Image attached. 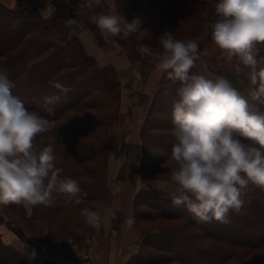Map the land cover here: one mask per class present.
<instances>
[{"label":"trees","instance_id":"1","mask_svg":"<svg viewBox=\"0 0 264 264\" xmlns=\"http://www.w3.org/2000/svg\"><path fill=\"white\" fill-rule=\"evenodd\" d=\"M16 1L11 8L0 0V70L15 84L13 95L29 110L52 122L51 130L38 136L36 143L41 147L48 143L54 146L61 178L79 182L81 202L59 195L50 207L29 210L15 204L0 205V210L14 223L10 230L21 240H11L0 231V264H59L48 255L56 252L51 248L70 239L80 243L81 249L86 235L94 229L85 222L80 210L97 211L111 199L107 159L115 141L112 127L122 116L119 80L122 68L117 62L121 63L123 57L117 48L108 52V59L89 54L80 33L87 28L98 45H104L103 33L97 25L85 23L65 2L51 3L54 13L43 15L38 8L28 6L27 1L32 0ZM70 1L78 7L86 0ZM216 2L102 0V10L105 14L114 10L128 22L139 20V30L129 37L138 55L135 63L147 65L155 61L142 55L140 48L158 50L159 37L165 31L172 32L177 39L196 40L200 53L202 43L210 38V28L206 26L216 19ZM69 19L78 22L71 31L65 26ZM114 38L123 42L122 35ZM261 57L264 47L257 59ZM258 67H264V60H260ZM239 68L238 71L235 61H221L219 65L212 62L202 72L196 62L192 72L213 80L223 77L242 93L240 78L244 77L248 84V69L243 65ZM158 80L141 125L133 131L129 143L131 148L139 146L135 164L139 179H164L170 183L174 166L171 149L177 142L172 134V112L181 83L160 72ZM51 81L60 82L72 91L60 93L51 87ZM47 94L60 96L58 103L49 106L51 112L42 100ZM258 107L264 111V105ZM245 199L248 202L240 213H230L229 223L198 222L183 206H173L165 192L136 189L129 217L135 218L133 229L138 232V251L125 264H264V190L254 188ZM39 238L47 242V247L30 244ZM97 239L100 246L103 240L100 236ZM22 242L30 244L33 251L24 248Z\"/></svg>","mask_w":264,"mask_h":264},{"label":"clouds","instance_id":"2","mask_svg":"<svg viewBox=\"0 0 264 264\" xmlns=\"http://www.w3.org/2000/svg\"><path fill=\"white\" fill-rule=\"evenodd\" d=\"M99 5L101 0H95ZM49 15L54 5H47ZM216 19L210 28L211 40L226 60L248 69L247 95L241 94L223 77L215 80L192 72L199 56L194 39H177L165 31L159 49L142 46V55L155 61V69L173 82L179 81V99L173 104L169 190L173 206H183L198 222L215 220L229 223L230 213H240L254 189L264 190V67H258L260 48L264 47V0H218ZM99 30L108 37L123 36L139 30L140 22H128L109 11L93 17ZM72 30L74 19L66 21ZM51 87L60 93L72 91L57 81ZM15 84L0 70V205H20L26 209L52 206L64 195L80 203L81 187L76 179L61 178L57 155L51 143L42 147L36 138L52 128V122L13 95ZM45 108L60 101V96L42 97ZM83 195L86 196V193ZM115 216L111 208L105 209ZM85 222L101 225V215L89 208L80 210ZM131 230L135 218L125 220Z\"/></svg>","mask_w":264,"mask_h":264},{"label":"rangeland","instance_id":"3","mask_svg":"<svg viewBox=\"0 0 264 264\" xmlns=\"http://www.w3.org/2000/svg\"><path fill=\"white\" fill-rule=\"evenodd\" d=\"M56 1L57 0H32L27 1V4L30 8H38L41 14L47 15L49 14L47 11V5L53 2L55 4ZM16 2V0H5V3L7 5L10 4L11 8L16 6ZM61 2L68 4L75 13L79 14L83 18L85 23H90V25L94 27H96V24L93 22V17L104 12V10H102V0L99 5L95 3V0H86L83 6L78 7H75L70 0H61ZM95 10L98 11L97 14L94 13ZM209 36L210 38L206 42L202 43V53H199L198 59L196 60V62L199 63V67L201 68L202 72H206V66L210 65L212 62H215L218 65L221 64V61L228 63L224 54L212 42L210 30H208V37ZM79 37L89 54H93L104 59L109 57L107 54L108 52L113 51L111 50L112 48H117L120 55L123 57L121 58V63L120 61L117 62L118 67L122 68V72L119 75V80L121 83L120 111L122 116L120 117L118 123L112 127V134L115 136V141L107 159V164L109 167L107 175L110 181L111 199H108L105 204H102L100 208L97 209V212H99L101 215V225L98 229L94 228L92 232L86 235L84 244H82L84 247L81 249L80 243H74L70 239H67L62 245L54 246L52 248L50 247L56 251V254L54 255L51 252L48 253V255L50 258H54L59 262L60 258L57 256V254L63 253V250L68 251H64L67 255L64 257V261L68 262L74 260L76 256L78 257L79 254L77 253V250L79 251L82 249H84L82 252L84 251L87 256H89L88 259L93 261V250L94 248L97 249V246L99 245V241H97L98 235L109 233V235L113 234V236H115V234H117L120 236V234H122V225H125V220L129 217V206L132 203V195L136 189L142 188L140 186L139 178L135 173L136 159L139 157V146L137 144L136 148H134V146L131 148L129 139L133 131H135L141 125L150 95L153 93V89L155 88L156 83L159 81V72L155 69L154 64L143 65L141 63H135L138 61V55L134 53L133 39H131L129 36L127 38L123 37L121 40L123 42H120L119 39H112V37L102 34L105 44L98 45L89 29L85 28L80 33ZM125 59L127 61H123ZM240 81L244 91L242 94L247 95L248 84L244 77L240 78ZM146 97L147 99H145ZM145 180L150 182L141 183L145 185L146 188L144 189H154L158 192H163L161 190H168L167 188L169 183L164 179ZM113 203H117L118 206L115 205V207ZM109 208H111L115 213L114 217L108 215L105 212V209ZM0 216L2 217V219H0V231H3L4 234L7 235L11 240L14 239L21 241L10 230V227H13L14 223L10 222L8 216L1 210ZM110 222H112V225ZM22 243L24 248L30 250H32V246H30V244H37L47 247V242H45V240L42 238H39V240L34 239L29 245L26 242ZM70 252L73 253L70 254ZM61 256L63 257V255Z\"/></svg>","mask_w":264,"mask_h":264},{"label":"crops","instance_id":"4","mask_svg":"<svg viewBox=\"0 0 264 264\" xmlns=\"http://www.w3.org/2000/svg\"><path fill=\"white\" fill-rule=\"evenodd\" d=\"M1 1L5 3V0H1ZM8 6L11 5L9 4ZM139 182L142 188H146L145 185L141 183L150 182V181L145 179H139ZM167 189L169 190V188ZM168 190H161V191L166 193L168 192ZM113 205L118 206L117 203H113ZM110 224L112 225V222H110ZM98 236H100L104 240L103 242L100 243V246H98L97 249L94 248L92 255L94 258L93 261L88 259L89 256H87V254L84 251L82 252V250H84L82 249L79 251L77 250V253L79 254L78 257L74 253V255L76 256L75 259L72 261L65 262L64 257L67 256L65 252L68 251L63 250L62 251L63 253L57 254V256L60 258V262L58 261L59 264L60 263L61 264H125L129 260V258L135 255L138 251V245L136 243L138 239V232L133 228L129 230L126 227V225H122V234H120V236L117 234H115V236H113V234L109 235V233L101 234ZM72 253L73 252H70V254ZM55 254L56 253H54V255ZM61 255H63V257Z\"/></svg>","mask_w":264,"mask_h":264}]
</instances>
